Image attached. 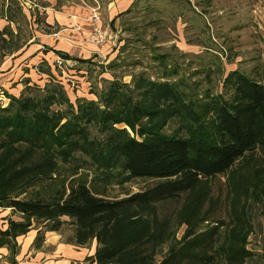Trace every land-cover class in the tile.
Masks as SVG:
<instances>
[{"label": "trees", "instance_id": "obj_1", "mask_svg": "<svg viewBox=\"0 0 264 264\" xmlns=\"http://www.w3.org/2000/svg\"><path fill=\"white\" fill-rule=\"evenodd\" d=\"M17 14L25 16L20 0H0V19L9 23L0 31V63L2 49L16 39L11 25ZM123 52L108 67L55 52L63 61L93 64L99 77L109 69L141 68L129 84L101 79L95 101L72 104L46 63L37 68L51 78L44 87L28 82L19 98L4 94L9 104L0 101V208L19 218L0 230L8 261L16 262L17 240L40 229L36 247L45 232L68 233L67 241L81 248L96 242L90 264H247L255 253L246 203H261L262 191L241 194L228 223L212 212L203 215L200 196L195 213L182 221L193 222L182 241L174 239L175 227L190 196L209 179L255 151L264 155V80L239 68L224 76L223 63L215 69L210 63L204 72L222 76L221 89L200 95L186 91L185 78L177 80L180 65L169 55L154 59L163 66L154 78L152 68L129 67ZM137 180L154 184L133 192L128 185Z\"/></svg>", "mask_w": 264, "mask_h": 264}, {"label": "rangeland", "instance_id": "obj_2", "mask_svg": "<svg viewBox=\"0 0 264 264\" xmlns=\"http://www.w3.org/2000/svg\"><path fill=\"white\" fill-rule=\"evenodd\" d=\"M127 1L20 0L25 16L17 14L15 24L11 25L16 39L11 40L10 45L8 43L2 49L6 56L0 63V69L4 62L13 55H18L32 44L40 42L56 41L58 49L69 50L72 54L76 53V48L79 50V54L82 50L88 52L92 47L96 48L87 42V38L93 30L92 10L96 9L103 27L107 31V39L103 47L107 49L109 46L107 50H111L113 44L117 45L116 48H113V53L117 52V54L111 61L117 58L119 52H123L124 47V51L128 53L129 57L127 58L126 54H123L122 61H126L127 65L132 68L148 67L149 70L152 68L151 76L154 75V78H158L161 77L163 66L155 63L154 59L159 55H166L168 58L169 55V58H172L169 59L170 63L177 61L180 65L177 80L181 81L185 78L186 91L192 88L200 95H203L207 89L213 93H218L221 89L219 80L222 76L211 78V73L207 75L204 72L205 67H209L210 63L214 69L216 64L223 63L224 76L239 68L256 80H264V0H138V4L131 12L118 17L115 25L111 26L116 12L124 9V6H120L119 10L114 7L127 3ZM242 6H244L243 10L245 9V17L250 13L252 19L255 20L256 17L258 21L247 22L244 25L238 23L237 20H240L238 12H241ZM234 7L238 12L233 11ZM211 8V16L205 18L202 13H205V10L209 13ZM226 8L227 12L219 15V11ZM8 25L6 19H0V31ZM82 39H86V42L81 43ZM17 47L21 49L8 56ZM85 47L87 48L85 49ZM135 56L139 57V63L142 65L137 66L138 62L134 60ZM78 57L83 58L84 56L79 55ZM59 62L60 59L55 65ZM63 64L60 67H55L53 75L56 81L65 87L68 97L74 105L77 99L95 101L97 98L93 92L97 87L100 89L101 79L112 80L117 77L129 84L131 76L141 69H107L108 71L99 77L100 70L98 68L96 72H92L96 67L93 64L81 63L82 66L78 64L73 68L69 66L70 64H66V66ZM107 64L108 60L103 63L108 67ZM77 67H81V70L87 72L79 74L76 71ZM70 71L75 72L69 73ZM80 77H86V79L82 80ZM49 81H51L50 77H48ZM194 81H203V84L194 87L191 85L195 83ZM28 82L23 80L19 96L14 97L21 96ZM46 84L41 85L40 83V87H44ZM34 85L37 84L30 86ZM210 87L212 88L210 89ZM4 94L8 93L4 92ZM5 98L2 103L7 106L10 100L6 96ZM175 126V124L170 125L169 131H172ZM153 184V181L137 180L128 185V188L133 192H138ZM246 190L250 192L260 190L264 193V155L259 151H255L245 160L239 161L225 175L209 179L205 186L190 196L185 216L179 219L176 224L175 229L177 230L174 239L176 241L183 240L188 226L193 222L191 220L187 223L182 221L189 219L188 213H195L200 196L203 199L201 206L203 215L212 212L214 219L225 220L228 223L229 211L235 203L240 201L241 194L247 193ZM120 193L121 190L115 188L114 194ZM245 203V199H243L241 205ZM241 205L237 204L236 208L241 210ZM246 206L247 212L249 209L248 218L254 227L249 237V249L255 253L254 258L247 264H264V197H262L261 203L251 202L250 206L247 203ZM166 250L167 247L164 253ZM158 260H161V257Z\"/></svg>", "mask_w": 264, "mask_h": 264}, {"label": "crops", "instance_id": "obj_3", "mask_svg": "<svg viewBox=\"0 0 264 264\" xmlns=\"http://www.w3.org/2000/svg\"><path fill=\"white\" fill-rule=\"evenodd\" d=\"M135 1L136 0H128L127 3L118 4L117 6H115L114 8H118V10L120 6H124V9L117 11L112 21L116 19V17L126 13L133 6ZM243 8L244 6L240 8V13L237 11L236 7L233 8L234 12H238V18L240 19L237 20L238 23H242V25H244L247 22L253 23L258 21V18L256 17V21L252 19L250 13H248L247 17H245V9L243 10ZM209 10V13H207L206 10L205 13H202L203 15H205V18L211 16L210 13L212 8ZM226 12L227 8L220 10L219 15H223ZM196 16L197 18H199L198 15ZM250 20L252 21L250 22ZM57 45L58 44L56 41H50L49 43L40 42L38 44H32L28 49L26 48L18 55H13L10 59L6 60L0 69V100L3 101V99H6L4 96V92H7L8 95L10 94L16 97L19 96L22 86L21 83L23 82V80L29 81V85L37 84L40 86V83L41 85L46 84L48 82L49 76L47 74L39 73L37 71V68L42 63H46L51 68V72L55 74V67H59L55 64L58 59L61 60V58L55 52H64L73 59H82L85 61L92 60L93 58L92 61H97V63H102L99 55L101 51L108 58L109 62H112L111 60L114 59L117 54V52L113 53V48L117 47L116 44L112 45L111 50H107L109 46H107V49L106 47H103L101 50L92 47V49H89L90 51L88 52L85 50H82V52L80 51V54L77 48L76 53L72 54L69 50L64 51V49H58ZM86 48L87 47H85V49ZM47 49H49L48 52H46ZM79 55H82L84 57L79 58ZM64 64V66H66V64H70L69 66L73 68L74 66L81 63L73 60H64ZM82 65L83 64H81L80 66ZM76 69L79 74H84L87 72L86 70H81V67H77ZM72 72L74 73L75 71H70L69 73ZM80 78H82V80L86 79V77ZM9 220L18 221L19 218L15 216L10 209L0 208V230L4 231L8 229ZM39 231L40 229L31 230L26 236L21 237L17 240L19 253L15 258L16 262L14 264H90L89 262H87V260L90 258L92 259L95 255L96 242H93L91 246L86 248L76 247L67 241V233L60 232H45L44 234H42V241L39 243V247H36L35 243ZM8 256V249L6 247H0V264H11L8 261Z\"/></svg>", "mask_w": 264, "mask_h": 264}, {"label": "built area", "instance_id": "obj_4", "mask_svg": "<svg viewBox=\"0 0 264 264\" xmlns=\"http://www.w3.org/2000/svg\"><path fill=\"white\" fill-rule=\"evenodd\" d=\"M91 22H92L93 30L89 34L87 38V42L95 46L97 49L101 50V47H103L107 39V31L103 27L102 21L96 9L92 10ZM83 42H86V39H82L81 43ZM99 55H100V59L102 60L101 61L102 63L107 62V58L105 57L104 53H102V51L99 53ZM62 64L63 61L60 60V62L57 65L60 67Z\"/></svg>", "mask_w": 264, "mask_h": 264}]
</instances>
